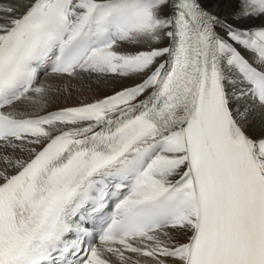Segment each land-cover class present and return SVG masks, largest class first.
Wrapping results in <instances>:
<instances>
[{
    "label": "snow or ice",
    "instance_id": "snow-or-ice-1",
    "mask_svg": "<svg viewBox=\"0 0 264 264\" xmlns=\"http://www.w3.org/2000/svg\"><path fill=\"white\" fill-rule=\"evenodd\" d=\"M0 264H264V0H0Z\"/></svg>",
    "mask_w": 264,
    "mask_h": 264
},
{
    "label": "bare ground",
    "instance_id": "bare-ground-1",
    "mask_svg": "<svg viewBox=\"0 0 264 264\" xmlns=\"http://www.w3.org/2000/svg\"><path fill=\"white\" fill-rule=\"evenodd\" d=\"M62 103L65 102V101H61ZM67 103H73L75 101H72V100H69V101H66Z\"/></svg>",
    "mask_w": 264,
    "mask_h": 264
}]
</instances>
